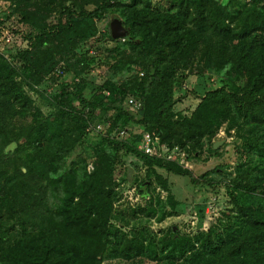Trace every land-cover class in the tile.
<instances>
[{"label": "trees", "instance_id": "trees-1", "mask_svg": "<svg viewBox=\"0 0 264 264\" xmlns=\"http://www.w3.org/2000/svg\"><path fill=\"white\" fill-rule=\"evenodd\" d=\"M15 1L14 12H20L22 22L33 30L29 34L31 47L18 54L31 71L28 74L25 71L17 73L0 58V127L4 125L7 113L12 118L19 114L20 108L26 110L27 92L41 97L50 110H64L65 116L77 125L82 134L90 126L95 111L104 109L111 101L125 103L128 98L140 101L141 115L137 120L133 118L137 133L129 132L114 120L107 127L113 135H118L123 129L127 134L121 139H133L132 144L136 146L145 131L155 132L162 140L172 141L170 147H183L190 143L193 148L201 145L199 142L203 140L204 133L214 124L229 118H242L247 123L264 126V0H224L222 4L218 0H169L170 6L162 12L142 0H131L129 4H122L121 0H104L93 9L82 11L77 22L71 12L62 7L56 24L48 22L51 14L40 6L26 7L23 3L29 0ZM143 3V6L137 7ZM233 3H238V6L229 15ZM110 4L129 9L123 19L128 33L124 37L127 45L136 47L142 39L152 37L157 45L163 44L164 50L186 58L183 67H186L196 48V40L208 39V32L223 40L232 39V46H228L229 56L225 59L231 63L230 84L210 92L196 112L184 121L170 118L172 101L168 94L169 83H165L156 65L150 66L144 83L131 87L127 83L118 86L110 81L92 85L80 79L73 86H68L70 90L62 87L56 97H46L40 91V87L47 83L46 76L53 73L57 75L54 79L57 81L65 72V67L56 69L55 55L67 52L72 43L93 36V19L99 17ZM220 8L225 11L222 17L218 15ZM84 27L87 30L79 32ZM225 42H220V51L226 48ZM40 56L44 63L38 64ZM181 60L176 59L177 62ZM94 61L90 59L91 63ZM37 64L41 68L37 69ZM242 77H248L250 84H243ZM161 90L164 97L160 94ZM104 92L108 93V97ZM14 104L20 108H14ZM51 114L46 119L38 118L32 132L37 134L42 131V134L35 137L36 140L43 136L53 140V134L47 135L45 127L47 123L53 124L49 121ZM119 118L120 115L115 119ZM25 139L23 137L15 142L17 149ZM243 142L237 138L234 144ZM248 146L255 149L261 162H264V143L250 142ZM209 152L211 156L216 154L213 145ZM142 159L148 165L170 173L178 169V164L174 162L151 159L145 155ZM54 170L51 161L34 163L30 172L42 174L46 179L45 184L43 181L40 183V195L38 189L23 183L20 178L5 177L3 169H0V264H101L105 246L112 243L111 256L124 260L142 257L154 261L162 255L164 264H264V174L252 181L236 178L233 189L237 192V211L231 217L230 225H221V229H217L219 232L211 230L198 235L193 241L177 237L157 246L153 239L147 240L141 233L123 240L107 229L105 212L110 209V191L106 189L104 179L95 178L94 174L89 181L81 183H76L75 177L69 174L58 175L57 182L66 195L58 203L47 205L49 195L46 190L53 180L49 179L52 176L48 173ZM141 186L145 187V184ZM14 204L20 206L16 210V218L23 230L14 245L7 246L4 235H7L5 229L9 226L5 224L3 211L9 210L4 207Z\"/></svg>", "mask_w": 264, "mask_h": 264}, {"label": "rangeland", "instance_id": "rangeland-1", "mask_svg": "<svg viewBox=\"0 0 264 264\" xmlns=\"http://www.w3.org/2000/svg\"><path fill=\"white\" fill-rule=\"evenodd\" d=\"M103 1L29 0L23 5L40 6L47 14H51L48 22L56 24L60 19L62 7H66L77 22L82 11L91 10ZM142 1L147 2L151 8L157 7L161 12L170 6L169 0ZM218 1L220 4L224 2ZM121 3L129 4L131 0H121ZM144 3L137 7L143 6ZM238 3L231 5L233 8L229 15ZM16 4L15 0H0V58L17 73L25 71L28 74L31 69L21 61L18 54L31 47L29 34H32L33 30L22 22L20 12H14ZM110 5L99 17L93 19V36L72 43L67 52L55 55L56 69L65 67V72L57 81H54L57 75L53 73L46 76L47 83L40 87L46 97H56L62 87L70 90L69 87L80 79L92 85H102L110 81L118 86L127 83L131 87L139 82L144 83L150 66L156 65L158 73L164 76L165 83H169L168 94L172 101L170 118L173 121H184L196 112L198 105L210 92L221 85L230 84L231 63L225 59L229 56L228 46H232V39H224L226 48L220 51V42L224 40L208 32V39L196 40V48L188 58L186 67H183L186 58L164 50L163 44L157 45L152 37L142 39L136 47L127 45L124 38L113 39L110 23L118 20L124 28L123 19L128 15L129 9L126 6ZM224 13L220 8L218 15L222 17ZM86 30L87 27H84L79 32ZM90 59L95 61L91 63ZM176 59L182 60L177 62ZM39 63H44L42 56ZM38 64L35 65L37 69L41 68ZM240 80L243 84H250L248 77H242ZM158 92L159 90L155 94ZM162 92L164 91L161 90V96ZM104 94L105 97L108 95L107 92ZM27 98L29 100L26 110L23 111L14 104V108H20L19 114L11 118L7 113L5 121L3 120L4 125L0 127V169H3L4 176L20 178L23 183L38 189L41 195L40 183L43 181L45 184L46 179H43L42 174L37 175L30 171L34 163L51 161L55 170L48 173L52 176L49 179L53 180L46 190L49 195L47 205L58 203L66 195L57 182L58 175L69 174L75 177L76 183L89 181L92 174L95 178L104 179L105 187L110 191V209L105 212L106 227L123 240L134 238L141 233L147 240L153 239L154 244L159 246L160 243H168L177 237L193 241L198 235H204L211 230L219 232L220 226L230 225L231 217L236 215L237 192L233 189L234 181L239 178L252 181L264 174V162H261L260 155L248 146L250 142L264 143V126L247 123L242 118H229L214 124L204 133L203 140L199 142L201 145L193 148L190 143L183 147L176 145L185 155L182 162L176 164L177 171L170 173L148 165L142 159L144 154L139 149L140 143L136 146L132 144L133 139H121L123 136L120 131L123 129L118 135L107 131L109 122L114 120L129 132H138L134 127L133 118L139 119L141 111L128 107L126 101H111L110 105L106 106L107 109L105 107L96 110L90 124L94 132L86 130V133L82 134L77 130V125L65 116L64 110H50L41 97L32 95V92H27ZM137 102L142 106L140 101ZM50 113L52 114L49 121L53 124L47 123L45 127L47 135L53 134V140L44 136L36 140L35 137L42 134V131L37 134L32 132L37 126L38 118L46 119ZM119 115L120 118L116 120ZM98 125L104 128L100 133L96 130ZM151 133L159 138L158 149L161 154L176 147H170L172 141L162 140L157 133ZM23 137L26 139L17 149L15 142ZM237 138L244 142L234 144ZM112 140L115 142H111ZM221 141L223 142L217 147L216 154L211 156V145ZM146 157L165 161L156 156ZM128 170L131 172L129 177ZM142 184H145V187H142ZM53 190L55 192L50 193ZM19 208L16 204L4 207L9 209L3 211L5 224L9 226L5 229L7 235H4L7 246L12 245L23 230L16 218V210ZM112 245L113 243L105 246L101 264L165 263L162 255L154 261L142 257L130 260L112 257L109 253Z\"/></svg>", "mask_w": 264, "mask_h": 264}, {"label": "built area", "instance_id": "built-area-1", "mask_svg": "<svg viewBox=\"0 0 264 264\" xmlns=\"http://www.w3.org/2000/svg\"><path fill=\"white\" fill-rule=\"evenodd\" d=\"M126 104L128 105V107L135 110H139L141 108V104L132 98H128L126 100ZM96 130L98 133L101 132L102 130L101 126L98 125L96 127ZM89 131H94V130L91 129V127L89 126L87 132ZM120 134L124 136L127 134V132L122 131L120 132ZM158 147H159L158 137H156L152 133L151 134L143 133L140 141L139 149L145 156H156L158 158L164 159L165 161L174 162L176 164L181 163L182 160L184 159V155H185L184 151L182 152L181 150H179L177 146L173 147L169 152L163 154L160 153V149H158Z\"/></svg>", "mask_w": 264, "mask_h": 264}, {"label": "water", "instance_id": "water-1", "mask_svg": "<svg viewBox=\"0 0 264 264\" xmlns=\"http://www.w3.org/2000/svg\"><path fill=\"white\" fill-rule=\"evenodd\" d=\"M110 34L113 39L124 38L127 35V31L122 27L118 20H114L110 23ZM221 142L215 143L213 149H217ZM131 172L128 170L127 176L129 177Z\"/></svg>", "mask_w": 264, "mask_h": 264}]
</instances>
